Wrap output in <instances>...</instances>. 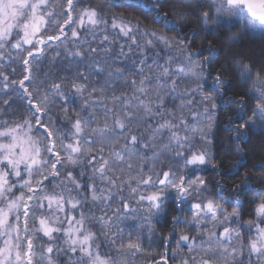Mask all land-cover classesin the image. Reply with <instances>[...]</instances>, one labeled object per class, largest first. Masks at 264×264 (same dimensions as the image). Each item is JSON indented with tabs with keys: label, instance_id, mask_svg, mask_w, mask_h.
<instances>
[{
	"label": "snow or ice",
	"instance_id": "obj_1",
	"mask_svg": "<svg viewBox=\"0 0 264 264\" xmlns=\"http://www.w3.org/2000/svg\"><path fill=\"white\" fill-rule=\"evenodd\" d=\"M162 3L132 0L128 6L150 15L153 23L162 18L173 31L180 29L185 13L177 9V19L169 20ZM196 19L208 35L217 30L226 35L234 21L242 25L226 35V64L239 71L245 84L250 82L256 104L252 116H241L231 131L236 140L252 130L264 134V69L253 75L234 47L245 35L264 41V0H214ZM109 28L130 41L129 52L134 46L141 54L130 79L113 81L109 73L101 81L77 72L71 81H49L32 75L29 58L35 59L41 46L62 42L68 56L91 58L99 48L82 49V34L95 38L103 32L101 43H114ZM160 45V51L175 55L161 62L157 52L149 63L146 52ZM191 46L192 41L177 42L94 0H0V59L9 49L26 52L22 78L10 80L0 71L4 95L9 84H18L17 95L0 105V264H169V259L172 264H264V197L253 202L254 218L241 225L238 207L228 211L206 195L208 182L195 175L208 168L220 174L209 150L217 100L203 94L212 61H220L211 55L213 41L199 62L195 57L201 51L192 52ZM120 49L127 57L123 44ZM223 69L217 68L213 77L211 91L217 96L227 83ZM70 97L81 103L70 107L75 103ZM236 103L239 114L242 98ZM216 188L223 190L219 180ZM116 195L119 206L111 208ZM169 198L176 215L163 238L165 254L157 260L145 254L144 240L147 235L151 244L154 223L166 214ZM90 203L104 205L101 215L85 211ZM129 215L147 227L122 226ZM173 235L176 251L169 258Z\"/></svg>",
	"mask_w": 264,
	"mask_h": 264
},
{
	"label": "trees",
	"instance_id": "obj_2",
	"mask_svg": "<svg viewBox=\"0 0 264 264\" xmlns=\"http://www.w3.org/2000/svg\"><path fill=\"white\" fill-rule=\"evenodd\" d=\"M94 2L104 3L117 15L138 19L142 22V26L163 32L170 37H176L179 42L187 44L189 41H192L190 51L196 52L197 49L201 51V55L195 57L197 62H199L203 56L209 55V41L211 40L214 42V50L211 55L216 56L220 63H217L216 60L212 61L210 69L211 75H208L209 70L205 71V75H208V79L203 88V94H211L216 97L217 100L218 107L210 132L213 139L209 146V150L214 154L215 161L220 165V174L218 175L217 172L208 168L198 170L195 175L200 176L208 182L206 195L222 204L228 211H231L233 207H238L241 213L240 224L253 219L254 215L250 211L254 206L253 202L264 197V167H261V164L264 163V134L252 130L242 136L240 140L235 139V133L231 131V129L236 127V122L240 120L241 116L242 120H248L252 116L256 100L253 98V95H249L250 82L245 84L241 79L239 71L230 63L226 64V61L230 59V50L225 46L227 43L226 35L238 32L242 28V25L234 21L231 29L228 30L226 35H220V30H217L216 33L211 35L202 33L196 16L201 9L207 10L209 4L214 3V0H163L160 8L162 12L168 13L169 20L177 19V17L173 15L177 9L183 11L187 17L186 22L181 25V28L175 31L172 30L173 26L162 18L153 23L150 15L141 10L129 7L128 5L132 3V0H94ZM139 39L142 44V37ZM81 41L80 47L82 49L86 50L89 47H93L99 48V51L94 53L91 58L86 57L82 60L79 57L68 56L62 42H48L50 46H42L43 51L36 53L35 59L29 58L34 69L32 75L40 78L47 77L49 81L56 80L59 77H66L71 81L73 77L76 76L77 72H83L89 79H99L103 81L109 79V73H112L111 80L120 81L122 83L125 78L130 79L135 74L133 61H136L138 65L141 58V56L138 57L135 52H133L134 54L127 55V57L122 56L120 55L121 49L117 44L112 45V47L110 46L109 48L111 50L107 51L108 48L105 50L101 46L89 43L88 35L85 36L82 34ZM128 42L130 43L129 40ZM27 47L26 45L25 48ZM71 47L72 45L69 44L70 49ZM234 47L235 51L243 55L244 62L251 66L253 75L261 69H264V41L258 37L245 35ZM126 50L125 48V53H127ZM24 56H26V52L20 50L9 49L5 51L4 58L0 59V71H4L5 74L9 75L10 80H19L26 74L24 73V66L22 64V58ZM221 65H225V69L222 71L223 78L227 83L224 86L223 94L217 96L215 92L211 91V87L216 69L221 68ZM13 69H15V71H13ZM120 72H122L123 75L118 76L117 73ZM137 79H139V77H137ZM3 84V78L0 77V105H2L4 99L17 95L15 89L18 88V84H9L7 95H4L5 90L3 89ZM64 91L69 92L70 89L65 87ZM241 98L243 100L242 112L238 114V105L236 101L241 100ZM73 100L75 103L70 102V107H77L79 103H81L79 97H70V101ZM53 111L55 112V108ZM229 118L232 119L231 123H229ZM238 144L241 145L240 155L236 154V146ZM226 148L228 149L227 152H225ZM236 161H239V164L234 165ZM78 174L79 171L77 172V175ZM217 180L223 185L222 191L216 188ZM235 185L243 186L241 192L234 190ZM126 195L125 193V196ZM238 197L239 199H237ZM119 199V195L114 196L109 207H118ZM103 207V204H99L95 205L93 209L89 207L85 208V211L90 214L94 212L96 216H99L101 215L99 209ZM173 215H176V211L171 203V198H169L166 214H163L159 218L158 223H154L155 235L152 237L151 244H149L147 235L145 236V254H151L157 260L160 259L161 255L165 254L163 238L168 236L169 232L172 230L170 221ZM182 215L190 218V213H183ZM141 224L147 227L145 221L134 220L133 216L129 215L123 219L122 226L127 225L138 228ZM178 231L179 229H177V232ZM125 235H127V228ZM176 239V235H173L168 242L167 256L169 258L172 256V253L176 251ZM181 248L182 251L186 252L185 246L182 245ZM161 264H163V262H161ZM169 264H172L171 259H169Z\"/></svg>",
	"mask_w": 264,
	"mask_h": 264
},
{
	"label": "rangeland",
	"instance_id": "obj_3",
	"mask_svg": "<svg viewBox=\"0 0 264 264\" xmlns=\"http://www.w3.org/2000/svg\"><path fill=\"white\" fill-rule=\"evenodd\" d=\"M104 34L105 33H103V32H98L97 34H96V36H95V38L92 36V35H90V34H88V42L89 43H91L92 45H98V46H101V47H103L105 50L108 48L109 49V47L111 46L112 47V45H114V44H117V46L120 48V45L121 44H123L124 46H126V47H124V49L126 48L127 50H126V52L128 53V55L129 54H134L133 52H135V54L138 56V57H140L141 56V54L139 53V51L138 50H135V47L133 46V51L132 52H129V42H128V40L127 39H125V38H123V37H119V38H117V35H116V32H114L113 30H111L110 28H109V30H108V32H107V35L109 36V41L111 42V41H115L114 43H109V42H104L103 44L101 43V41L103 40V36H104ZM170 37V36H169ZM144 37H142V44L144 43ZM177 42H179V41H177ZM97 46V47H98ZM42 47V46H41ZM163 48V45H160V48H156V49H152V50H148L147 52H146V55L149 57V63H151V59H155L156 58V53L157 52H159V54H160V59H161V62H163L164 61V59H166L167 58V55H175V53L173 52V53H167L166 51H160V49H162ZM95 206L94 205H92L91 203L89 204V208L90 209H93ZM246 223V222H245ZM245 223H242L241 225H243V224H245ZM244 233H245V239L247 238V231L246 230H244ZM186 249V251H187V248H185ZM57 264H59V262H57Z\"/></svg>",
	"mask_w": 264,
	"mask_h": 264
}]
</instances>
